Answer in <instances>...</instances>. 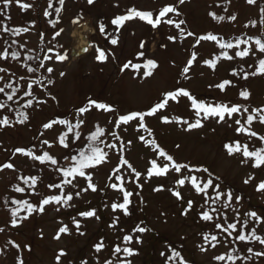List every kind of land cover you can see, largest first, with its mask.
<instances>
[{
	"label": "rangeland",
	"instance_id": "1",
	"mask_svg": "<svg viewBox=\"0 0 264 264\" xmlns=\"http://www.w3.org/2000/svg\"><path fill=\"white\" fill-rule=\"evenodd\" d=\"M49 2L12 0L6 6L0 0V53L7 51L9 54L7 59L0 56V68L5 69L0 72V88L5 89L0 93V104H10L13 111L22 110L28 116L24 123H15L10 109L0 108V120L5 116L9 119V125L0 124V228L4 229L0 232V264H17L20 260L24 264H82L83 261L87 264H105L106 260L116 264H125L126 261H131V264H165L172 249H169V244L184 249L186 260L191 262L187 264H224L214 257L225 255L231 247L223 243L213 248L203 237L219 231L214 225L223 220L221 210L225 208V203L228 204L226 194L229 192L233 197L226 212L230 221L239 227L248 217L253 221L252 225L257 224L260 232L264 233V189H259V184L264 182V166L254 168L251 162H244L248 158L241 153L230 155L225 147L236 141L241 146L247 144L250 151L264 147V140H260L264 136V123H260L259 118L249 126L245 124L249 113L226 116L225 121L220 122L218 117H208L202 119L203 127L186 131L184 120L194 123L204 114L197 117L191 100L179 97L178 101L169 100L164 110L154 116H146L139 123L134 120L127 125L115 126L120 115L148 112L163 100L167 92L179 88L190 92L199 102L212 106L241 103L250 112L264 108V76H249L245 80L240 72V69L248 72L254 70L259 60L264 59L255 46L252 48L255 51L241 58L234 55L247 49L241 44L234 51L227 52L233 56L232 60H227L218 43H196L200 36L207 34L232 39L236 43L240 36H264V24L260 23L264 15L260 12V9H264V0H256L255 4H249L247 0H185L183 4L179 0H94L92 4L88 0H65L63 6L59 0H51L53 6L61 8L58 16L48 7ZM25 3L31 7L24 9L22 5ZM169 5L174 6L179 15L169 13L157 27L139 18L126 21L120 28L111 24L112 19L126 15L130 8L151 11L155 19L159 11ZM45 11L52 15L45 16ZM213 12L224 19H213L210 15ZM233 15L237 17L235 21L229 19ZM6 16L11 17L14 26L24 29L17 37L18 50L15 51L11 48L6 50L2 42ZM55 19L53 27L52 21ZM168 19L176 22L183 20V34L175 24H167ZM250 21H256V27H252ZM101 24L105 26L103 33H99ZM189 31L193 32V36L187 35ZM57 32L60 34L56 35ZM80 34L88 42L89 50L75 57L72 53L80 45ZM170 36L175 40H170ZM113 38L118 41L116 45L110 43ZM97 49L105 51L108 56L106 61L96 59ZM12 52L19 53V58L14 59ZM193 53L196 60L189 72L182 74ZM33 56H36L32 64L35 71H29L27 59ZM58 56L66 58L61 60ZM150 59L157 63L156 69L144 67ZM208 59L216 61L215 69L205 63ZM129 61L140 64V69L131 66L123 69V65ZM48 68L52 71L48 72ZM146 71L152 74L145 76ZM233 71L239 74L233 76ZM225 79L232 80L233 84L224 91L215 87ZM243 90L251 93L247 101L239 95ZM7 95H12L13 99L8 100ZM29 100L32 101L30 107ZM89 100L105 103L113 111L97 109L89 105ZM86 106L90 107V112L80 114L79 108ZM15 115L21 119V114ZM165 116L171 123L164 122ZM78 119L84 120L78 129L80 140L73 143L74 130L68 134L69 148L65 149L58 138L67 131V125L59 122L75 124ZM236 119L249 131H255L257 136L236 132L235 129L240 126L234 123ZM52 120L57 123L52 129H45L43 125ZM140 123L145 124L151 134L141 128ZM97 126L104 129V134L96 144L108 156L105 162L85 170L86 174L92 176L91 183L96 191L88 187L86 177L77 176L72 179V184L63 185L62 175L54 176L55 168L72 166L74 162L70 158L74 157L77 149L89 144L87 138ZM114 133L120 137L119 141L115 140ZM141 136L155 141L177 163L190 167L175 172L171 163L158 154L159 150H155L153 144H146L140 139ZM44 140L49 143L44 144ZM101 140L104 143H100ZM108 143H115V149H108ZM17 148H23L25 153L31 152L33 155L17 152ZM45 152L57 160L56 165L33 158ZM125 159L141 173L139 178L122 163ZM153 160L160 167L168 164V174L149 177L148 170ZM7 163H12L13 168H4ZM203 168H207L208 172H203ZM117 176L122 177V181L117 180ZM29 177L41 180L38 187L33 188L35 197L40 194L46 195V198L71 194L73 199L67 203L40 204L43 212L34 211L24 223L14 227L9 211L2 207L1 201L4 196L13 193L12 184L18 183L20 178ZM53 177L56 184H62L61 187H48ZM190 177H196L201 187L209 178L213 180V185L206 192H197ZM179 179H184L185 184L180 185ZM245 180L249 182L245 183ZM112 183L118 186L122 183L125 190L133 193L129 205L131 215L125 216L122 210L113 212L111 209L112 203L123 202V194L118 188H111ZM217 184L219 189L215 187ZM21 186L25 187L24 184ZM158 187L163 190L155 191ZM175 191L181 192V199L172 194ZM217 191L225 195L219 202H213ZM188 200L192 201L190 210L186 203ZM216 204L220 212L213 215L212 207ZM88 210H96L100 219L79 215ZM202 211H208L213 219L202 220ZM252 211L257 213L259 219L247 215ZM73 218L79 221V229ZM65 225L68 226V233H60L59 229ZM136 227H145L147 231L139 233L135 231ZM81 232L84 234L81 235ZM125 235L133 236L130 244L123 241ZM101 241L105 247L97 253L95 245ZM212 243L216 244L215 241ZM117 245L122 249L131 247L136 254L128 256L123 251L115 254ZM202 248L207 251H202ZM61 251L66 255L57 260ZM260 257H256V264H264Z\"/></svg>",
	"mask_w": 264,
	"mask_h": 264
},
{
	"label": "snow or ice",
	"instance_id": "2",
	"mask_svg": "<svg viewBox=\"0 0 264 264\" xmlns=\"http://www.w3.org/2000/svg\"><path fill=\"white\" fill-rule=\"evenodd\" d=\"M3 2L7 6V5L11 4L12 0H3ZM64 2H65V0H59V4L61 6H63ZM93 2H94V0H88L89 4H92ZM184 2H185V0H179V3H181V4H183ZM247 2L249 4H255L256 0H247ZM22 7L24 9H28L31 7V5L25 3L22 5ZM48 7L49 8L53 7L51 0L48 4ZM60 11H61V8H55L54 9L55 15L58 16ZM260 12L262 14H264V9H260ZM169 13H176L177 15H179V12H177V9L172 5L163 7L159 11L158 17L155 19H153V13L151 11H140V10H137L136 8H130L126 15H119V16L115 17V19H112L111 24L117 26V28H120V27H123V25L125 24L126 21H130L132 19L139 18L142 21H146L149 25H152V27H157L160 25L161 19L163 17L167 16ZM44 15L49 16V15H52V13L45 11ZM210 15L212 16L213 19H217V20H223L224 19L223 16H217L216 13H214V12L210 13ZM229 19L232 21H235L237 19V17L235 15H233V16H230ZM166 23L167 24H175V27L177 29H180L181 34H183L184 29L181 28V25L185 23L183 20L176 22V21H173L172 19H168L166 21ZM250 23H251L252 27H256V25H257L256 21H250ZM260 23L264 24V15L261 16ZM52 24H53V27H55L56 21L53 20ZM247 26L248 25H245V27H247ZM5 31H7V29H5ZM25 31H27V29H25ZM100 31L101 32L105 31V26L103 24L100 25ZM59 34H60L59 32L56 33V35H59ZM187 35L193 36V32L189 31L187 33ZM169 39L175 40V37L170 36ZM217 39L218 38L216 35L207 34V35L200 36L198 38V40L196 41V43H199L200 41H217ZM248 40H251V37H249ZM248 40H243V39L239 40L238 43L235 45V47H239L240 44H247ZM110 43L112 45H116L118 43V41H117V39L113 38V39H111ZM255 44L258 46L259 52L261 54H264V41H262L261 39H256ZM220 46H221V48H229V49L234 47V45L231 43L221 44ZM141 47H143V45H141ZM97 51H98V55L96 56V59L98 61L104 62L108 59V56L106 55L104 50L97 49ZM252 51H255V49H252L251 47H249L243 51L235 52L234 55L243 58V57L249 56ZM8 55L9 54L7 51L0 53V56H3L4 59H7ZM11 56L14 59H18L19 53L12 52ZM29 58L32 59L33 57H29ZM58 58L63 60L66 57L65 56H58ZM224 58L227 60H232L233 56L228 55V53L225 52ZM195 60H196V54L193 53L191 59L187 62V66H185L183 68L182 74H187L189 72V68L191 67L193 61H195ZM205 63L213 69H215V67H216V61L215 60L208 59V60H205ZM40 66L42 67L43 65L41 64ZM130 66L134 69H137V70H139L141 67L140 64H132L129 61L128 63H125L123 65V69H127ZM144 67L146 69H156L158 67V65L154 60L150 59L147 61V63L144 65ZM28 70L29 71H35L32 68H29ZM3 71H5V69L0 68V72H3ZM47 71L51 72L52 69L48 68ZM240 72L243 73V79H245V80L248 79L249 76H257V75L264 76V59L259 60L258 67H256L254 70L248 72V71H244L243 69H240ZM151 74H152L151 71H146L144 73L145 76H150ZM238 74L239 73H237L236 71L232 72L233 76H236ZM0 79H2V77H0ZM51 82L52 81H49V83H51ZM232 84H233L232 80L225 79L223 82L216 84L215 87L221 91H224L228 86H231ZM8 87L11 88L12 86L8 85ZM4 91H5L4 88H0V93H3ZM26 94L30 95V93H26ZM239 95L243 98V100L247 101V100H249L251 93L247 90H243L239 93ZM179 97H188L191 100V106H192V108H194L196 110V116L197 117H200L201 113L204 114L203 117L196 119L194 123H189L187 120H184L183 123L187 125V128L185 129L186 131H190V130L195 129V128L203 127L202 119H207L208 117H218L219 118L218 122H220V121H225L226 115L228 117H232L233 114H237V113H241V114L249 113L247 116V119L245 121L246 125L250 126L253 123V121L257 118H259L260 123H264V115H262V114H264V108H256V109L252 110V112H250L249 108L244 106L241 103H235L232 106H229L227 104H220L217 106H212L210 104L199 102L195 96H192L190 94V92L186 91L183 88H179L177 91L167 92L165 94V97L163 98V100L161 102L157 103L148 112H131L130 114L120 115L119 119L116 121L115 126L120 127L121 124L127 125L129 122L134 121V120L139 123L140 121H143L146 116H154L159 110L165 109L166 106L169 104V100L178 101ZM7 99L12 100L13 96L7 95ZM31 105H32V101L29 100L28 106L30 107ZM89 105L94 106L97 109H103L106 111H113V109L109 105H107L105 103H98L96 100H89ZM4 107H6V105L0 104V108H4ZM89 112H90V107L86 106V107L79 108L80 114L89 113ZM253 112L255 113V115L253 114ZM27 119H28V116L26 114L22 113L21 119L19 120V123H24L25 121H27ZM163 119H164L165 123H171V121L168 120V118L166 116ZM55 123H57V122L55 120H52L51 122L45 123L43 125V127L45 129H52L53 125ZM59 123L67 125V131H65L58 138L59 144L62 145L65 149H67V148H69V142L67 141L68 134L73 133L74 130H76L74 132L73 143L76 140H80L81 133H80V131H78V129H80L81 125L84 123V120L78 119L75 124H73L69 121H60ZM234 123L236 125H240L239 127H237L235 129L236 132H238V133H245L246 132L249 136H252V137L257 136V133L255 131H249V128L242 125L241 121L239 119H236L234 121ZM0 124L6 125V126L9 125L8 117L5 116L2 120H0ZM139 126L141 128H144L146 131H149V134H151V130L148 129L145 124L140 123ZM103 134H104V129L97 126L96 130L94 132H92L91 135H89L87 138L89 140V144H88L87 149L79 151L77 153V156L70 158L72 161H74L72 166L66 167V168H57L56 169L57 172H62V174H63V177H64V179L62 180L63 185L72 184V179H75L78 175L80 177H86V179L89 182L88 187L91 188L92 191H96L95 185L91 183L92 176L90 174H86L85 169L94 168L96 165H99V164L105 162V160L108 156V153L105 152L102 148H100L96 144V141H98L99 138ZM113 136H114L115 140H117V141L120 140V137L118 135H116L115 133L113 134ZM140 139L144 140V142L146 144H153L154 147L159 150L158 154L162 157H165L167 161L171 162V167L175 170V172H181L182 169H188L190 167V165H188V164L177 163L174 160L173 156L169 155L167 152H165V150L163 148H161L158 144H156L155 141H148L143 136H141ZM260 140H264V136H261ZM120 142H121V144L123 143V141H120ZM43 143L47 145L49 142H48V140H44ZM100 143H104V141L101 140ZM129 143H131V141H129ZM106 147L108 149H115L116 144L115 143H108V144H106ZM177 147H179V145H177ZM225 147L227 148L228 153L230 155L234 154V153H241V155L243 157L248 158L244 162L245 163L251 162L252 167H254V168H261V166H264V147H262L258 150L250 151L247 144L241 146L239 141H236L234 144H231V143L227 144V145H225ZM16 151L20 152V153H24V154L29 155V156L33 155L31 152L25 153V150L23 148H17ZM33 158L36 160H39L41 162L50 161V163L52 165L57 164V160L54 159L52 155H49V153H47V152H45L42 156H34ZM122 163L124 165H127L128 168H131L132 171L135 172V175L137 178L140 177L141 173L136 171L132 167V165L128 162V160L125 159V160H123ZM151 163H152V167L148 170V176L149 177H151L153 175L162 176V175L168 174V172H169V165L168 164H165L163 167H160L157 165L156 160H153ZM3 167L11 169V168H13V164L7 163ZM195 170L201 171V169H195ZM116 171L118 172L119 169H116ZM202 171L208 172V169L203 168ZM69 177H71L72 179H68ZM116 179L122 181L123 178L120 176H117ZM190 179H191V183L195 186L197 192H206V189L209 186L213 185V180L210 178L204 184V187H201L199 184H197L196 177H190ZM249 179H251V177ZM29 180H31V184L29 185V187H34L36 184V178L35 177H29V178L24 180V183L28 184ZM244 182L248 183L249 181L245 180ZM178 183L180 185H184L185 180L179 179ZM62 184L52 183V184H49L48 187L59 188L62 186ZM110 187L113 189L118 188L119 191L123 194V202L122 203H112L110 205L113 212H115L116 210L119 209V210H122V212L125 216L131 215V213L129 211V205L131 204L130 197L133 195V193L131 191L125 190L122 183L119 186L116 183H112L110 185ZM215 187L217 189H219L218 184L215 185ZM259 189H264V182H261L259 184ZM154 190L155 191H162L163 189H162V187H158ZM15 191L16 192H24L25 189L23 187H16ZM84 191H87V189H84ZM172 194L174 196H176L178 199L182 198L180 191H175ZM76 195L79 196L80 193L77 192ZM222 195H225V194L217 191L214 202L219 201ZM232 198H233L232 193L231 192L227 193L226 199L229 203L223 205V207H228L232 201ZM72 199H73V196L71 194H68L67 196H64L63 194H61V195H50L47 198L43 199L42 203H43V205H48L52 202L60 204L62 201L64 203H67L68 201H71ZM237 199L239 200L240 198L237 197ZM13 203L20 205V208H23L29 214H32L34 211H40V212L44 211L43 207L35 208L33 206V204L29 203L27 200L13 201ZM186 203H187L188 209L190 210L192 208V201L188 200V201H186ZM20 208L14 209L11 212V216L13 217L12 225L14 227L17 226L16 217H17V214H18ZM213 211H215V209H213ZM233 211L235 212L236 210L234 209ZM184 214L187 215V212H185ZM79 215L86 217V218L95 217L97 220L100 219V217L96 213V210L82 211L81 213H79ZM247 215L253 219H259V217L257 216V213L255 211L249 212V213H247ZM201 218L204 221H211L213 219L212 215H210V213L208 211H202L201 212ZM21 219H27V217H21ZM73 219H74V223L76 225V228L79 229L80 228L79 221H76L75 218H73ZM118 219H119V217H117V220ZM244 223H245V225L247 224V222H244ZM214 226L216 228L221 229V231L223 233H228V235H232V232L230 230H236L237 229L236 223H228L226 226L222 223H216ZM2 231H4V229L0 228V232H2ZM68 231H69V229H68L67 225H65L59 229L60 233H68ZM135 231H137L139 233H144L147 231V229L145 227H136ZM80 234L83 235L84 233L81 232ZM58 238L59 237H57V239ZM236 239H238L239 241L256 240L260 244L264 245V237L257 235L255 230L252 231V234L250 236L239 234V232L237 231ZM203 240L207 241L213 248L216 247V244L212 243L213 241H215L216 243H223V241L218 239L217 235H211V236L205 235L203 237ZM123 241L126 244H130L133 241V236L132 235H125L123 237ZM137 242L138 243L141 242L139 240V238H137ZM17 247H19V245H17ZM104 247H105V245H104L103 241H101L95 245V250L97 253H99ZM201 250L207 251V249H204V248H202ZM122 251L125 254H127L128 256H132V255L136 254L131 247H124L122 249L119 245H117L114 249L115 254H119ZM248 251L251 252L252 249L249 248ZM64 255H66V253L61 251L60 255L57 257V260L60 259V256H64ZM161 255H163V253H161ZM255 255L256 256H264V252H256ZM237 258L238 257H233L232 255L226 256L224 254L217 255L214 257L215 260L221 261V262L225 261V259L234 262L235 259H237ZM168 259L169 260L180 259L181 264H186V262L183 261V258L181 257V253L179 251L173 250L171 256H169ZM20 264H24L23 260H20ZM82 264H87V262L83 261ZM105 264H113V262H112V260H106ZM125 264H131V261H126Z\"/></svg>",
	"mask_w": 264,
	"mask_h": 264
},
{
	"label": "trees",
	"instance_id": "3",
	"mask_svg": "<svg viewBox=\"0 0 264 264\" xmlns=\"http://www.w3.org/2000/svg\"><path fill=\"white\" fill-rule=\"evenodd\" d=\"M56 7H58V6L56 5V6L52 7L53 12H54V9ZM55 21H56V19H55ZM76 22H78V21H76ZM4 25H5V29H7V31H5V35L2 38V42L4 43V46H5L6 50H10L9 48H11L13 51L18 50V41H17L18 38L17 37H20L21 33L24 32L23 27L14 26L12 24V19H11L10 16H6L5 17ZM98 30H99V28H98ZM100 32L101 31L99 30V33ZM101 33H103V32H101ZM249 37H251V40H248ZM249 37L245 38L243 36H240L239 38H237V43H238L239 40H242V39L243 40H248V43L244 44V45L247 48H249V47L253 48L255 46V48L259 51V48L255 44V41H256V39H261L262 41H264V36H249ZM217 38H218L217 41H212V42L218 43L219 46L221 44H225V43H231V44L234 45V47L230 48V49L229 48H221V46H220V49L223 52L230 53L231 51H234V49L238 48V47H235V45L237 43L235 41H233L232 39H228L227 40L225 38L218 37V36H217ZM240 45H239V47H240ZM35 60H36V56H33L32 59H30V58L27 59V63L29 65V68H33L32 64L35 62ZM6 107L9 108L10 112L13 114L15 123H18L19 122V118L16 117L15 114H22L23 113L22 110L13 111L12 110V105H10V104H8ZM161 110H164V109H161ZM161 110H159V111H161ZM87 147H88V144L85 145L83 148L77 149L75 151L76 154L74 153L73 156H77V153L79 151L87 149ZM154 149L158 150L156 148H154ZM68 167H70V166H68ZM64 168H66V167H64ZM56 169L57 168H55V170H54V172H55L54 176L56 174H61L62 177H63L62 172H57ZM25 179H27V178H25ZM25 179L24 178H20L18 183L12 184L11 185V189H12L11 191L13 193L10 194L9 196H4L2 201H1L2 207L9 211V215H10L11 220L13 219V217L11 216V212L14 209L20 208V205L13 203V201L27 200L29 203L33 204V206L35 208H39L40 204H43L42 203L43 199L46 198V195H44V194H40L38 197H35V192H33V188H37L38 185L40 184L41 180L36 178L35 186L34 187H29V185L31 184V180H29L28 184H25L24 183ZM63 179H64V177H63ZM68 179H72V178L69 177ZM52 183H55L54 182V177H53V179H52L50 184H52ZM21 184L25 185V187H24L25 191L24 192H16L15 188L16 187H22ZM222 197L223 196H221V198ZM219 201H215V202H219ZM213 202H214V200H213ZM218 207H219V205H217V204L212 207L211 213H213V215H218V213L220 212V208H218ZM213 209H215V211H213ZM226 212H227V207H225L223 210H221L220 217L223 220H222V222H220V220L218 222V223L224 224L225 226L228 223H232L230 221V218H229V213H226ZM30 215L31 214H29L26 210H24L23 208H20V210H19V212L17 214V217H16L17 226H19L20 224L24 223L25 220H26V219H21V217H27V219H28L30 217ZM244 222H247V224L245 225ZM252 224H253V221H251L250 218L246 217L242 221V224L239 227L237 226L236 230H230L232 232V235H228V233L221 232L220 231L221 229H218L219 231H217L215 234L211 233L212 235H218L219 236V240L223 241L224 244H226V245L231 247L229 249V251L226 252V254H225L226 256L227 255H232L233 257H238L237 259H235L234 262L225 259V261H223L222 263H224V264L225 263L226 264H240V263H243V264H256L254 262V261H257L256 260L257 256L255 255V253L256 252H264V245L260 244L256 240L239 241L238 239H236L237 231L239 232V234L250 236L252 234V231L255 230L257 235H259L261 237H264V233L260 232V230H259L260 228L258 227V225L254 224V226H253ZM223 243H216V246L221 245ZM249 248L252 249L251 252L248 251ZM169 249H171V250L169 252L168 257L171 256L172 251L175 250V251H179L181 253V257L183 258V261L186 262V264H187V262H190V260L189 261L186 260V255H185L184 249H182V247L176 248V247H173L172 245L169 244ZM168 257L166 259L167 261L165 262V264H181V260L180 259L169 260ZM260 258H262V260L264 261V256H262ZM17 264H20V262H18ZM113 264H116V263L113 262Z\"/></svg>",
	"mask_w": 264,
	"mask_h": 264
},
{
	"label": "bare ground",
	"instance_id": "4",
	"mask_svg": "<svg viewBox=\"0 0 264 264\" xmlns=\"http://www.w3.org/2000/svg\"><path fill=\"white\" fill-rule=\"evenodd\" d=\"M79 42H80V45L76 50L77 52L78 50H81L83 48L87 49V51L89 50V44L85 39L82 38L81 34L79 35Z\"/></svg>",
	"mask_w": 264,
	"mask_h": 264
},
{
	"label": "water",
	"instance_id": "5",
	"mask_svg": "<svg viewBox=\"0 0 264 264\" xmlns=\"http://www.w3.org/2000/svg\"><path fill=\"white\" fill-rule=\"evenodd\" d=\"M86 51H87V50H86L85 48H83V49L79 50L78 52H73L72 54H73V56L80 57V56H82L83 54H85Z\"/></svg>",
	"mask_w": 264,
	"mask_h": 264
}]
</instances>
